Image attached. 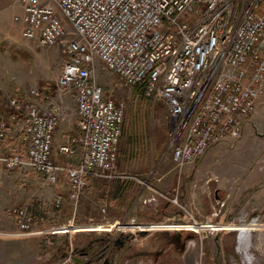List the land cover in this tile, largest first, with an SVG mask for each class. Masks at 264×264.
Segmentation results:
<instances>
[{
    "label": "built area",
    "instance_id": "built-area-1",
    "mask_svg": "<svg viewBox=\"0 0 264 264\" xmlns=\"http://www.w3.org/2000/svg\"><path fill=\"white\" fill-rule=\"evenodd\" d=\"M19 4L22 12L14 20L21 25L22 37L41 47H61L67 56L57 88L75 94L79 131L71 145L58 150L73 156V146H79L82 160L78 167L59 164L53 144L60 116L43 112L29 97H12L11 119L0 114V145L21 115L23 151L0 155V163L8 171L33 169L53 185L65 175L74 205L85 196L91 178L138 180L115 174L126 106L106 96L98 82V63L124 85L142 87L148 97L165 104L169 144L180 171L204 158L214 145L240 139L264 93V0H19ZM39 96L38 89L30 91V98ZM170 200L188 213V221H196L177 197ZM64 203V197L56 195L54 206L59 209ZM16 214L19 228L13 236L45 234L35 227L36 219L27 209ZM119 225L116 229L129 227L122 230L127 233L146 232L130 229L144 227L135 218Z\"/></svg>",
    "mask_w": 264,
    "mask_h": 264
},
{
    "label": "rangeland",
    "instance_id": "rangeland-1",
    "mask_svg": "<svg viewBox=\"0 0 264 264\" xmlns=\"http://www.w3.org/2000/svg\"><path fill=\"white\" fill-rule=\"evenodd\" d=\"M16 1L0 13V85L8 99L29 97L33 100L30 98L33 89L45 93L49 88L55 93L56 79L67 56L61 47H41L37 42L22 37L21 26L14 20L20 13ZM97 76L98 82L106 89V96L116 102H124L126 106L115 174L150 176L147 184L156 190L151 192L158 201V207L163 209L170 202L176 218L179 217L176 215L178 211L182 213V221H170L172 217H165L157 211L156 214L148 212L151 215L145 217L146 221L131 213L126 219L119 217V221H110L111 224L75 223L91 221L93 216V221L109 220L108 205L87 193L77 205H73L70 213L64 207L58 209L47 204L50 211L39 215L37 209L31 208L37 207V201L19 203L23 196L19 186L12 184L13 190L10 184L14 173L3 169L0 172L5 178L4 181L0 179L3 189L0 190V264H80L81 250L76 248L81 246H86L83 252L93 255L92 264H247L238 249L239 234L245 226L253 228L252 264H264V101L257 105L244 125L240 139L217 144L219 146L212 151L210 149L203 159L180 171L169 144L170 125L165 104L148 97L144 89L124 85L101 63L97 66ZM169 172L171 175L167 176ZM115 179L123 181L120 187L123 198L135 180L126 177L107 181ZM173 197L178 198V203L196 221L187 220L188 213L171 202ZM12 204L15 207L10 210ZM194 204L204 209L213 206L217 219L199 217ZM20 208L32 211L36 228H39L37 222L42 221H74L75 228L57 223L39 229L62 227L61 234L18 238L13 234L19 228L16 210ZM103 208L107 213L102 212ZM224 213L226 220L221 221ZM132 218L144 227L130 229L146 232L122 231L129 227L116 229ZM195 223L201 226H194ZM111 225L113 232H109ZM73 238L75 254H71L69 248L59 253L57 247L64 246L66 240Z\"/></svg>",
    "mask_w": 264,
    "mask_h": 264
},
{
    "label": "crops",
    "instance_id": "crops-1",
    "mask_svg": "<svg viewBox=\"0 0 264 264\" xmlns=\"http://www.w3.org/2000/svg\"><path fill=\"white\" fill-rule=\"evenodd\" d=\"M14 1L15 0H0V13H3L8 6H11L14 3ZM15 4L19 6L21 13L22 9L19 4V0H17ZM45 91L46 92L44 93V91L39 90L40 96L31 99H33V101L40 106L43 112L53 113L60 116V124L56 131L55 141L53 144L54 158L59 164L78 167L81 164V160H82V151L79 146H75V145L73 146V148L75 149V155L73 156L63 155L59 153L58 150L59 146L61 145H71V138L77 135L79 131L78 130L79 112H78V105L75 99V94L62 93L58 90V88L55 91V93L51 92L49 88H46ZM8 100L9 99L7 98V96L3 92H1L0 114L5 116L6 118L9 117L8 119H11L10 116L14 113V110L9 107ZM263 101H264V93L259 99L257 105ZM22 120H23L22 116L19 115L18 120L12 123L11 130L9 131L5 143L0 145V155H8L13 152L22 153L23 151L21 145V130L23 123ZM230 140L231 139H228L224 142ZM217 146L219 145H214L211 148V151L214 150ZM0 168H2L0 170V172L2 173V170L3 169L5 170V167L2 163H0ZM12 172L14 173V178L10 182L11 187L14 190L15 187L13 188L12 184H14L15 186L16 185L19 186V192L23 195L19 199L20 204L22 203L32 204L33 201L35 200L37 201L36 203L38 205L36 208L31 206V208H33L32 210L37 209L39 215L40 214L46 215L47 212L50 211V208L47 206V204L55 208L54 206L55 198H53V196L62 195L65 199V203L63 207L67 209L69 213L71 212L72 208L74 209L73 207L74 204L69 199V192H70L69 180L65 175H61L59 183L53 185L47 182L45 175L30 168H23ZM1 173H0V179L4 181L5 178L4 176H1ZM166 175L170 176L171 173L170 172L166 173ZM136 177H138V180H135L133 183H131L130 189L126 191V194L123 198H121L123 194L120 191V187L122 185L121 183L123 181H119V180L117 181V179L113 181H107V180H97L95 178H91L86 195L93 197L97 196L99 199H101L102 202L108 205L109 220L107 222H110L112 220L119 221L120 220L119 217L126 219L129 217V215H131V213L132 215L137 216L141 221H146L145 217L146 216L148 217V214L151 215V213L148 212H154V214H156L157 211L165 215V217H172L170 218V221H180L182 219L183 216L181 215L182 213H180V211H178L176 214L179 215L178 218L174 216L173 207H172L173 205H171L170 202H168L163 207V209H161L162 207H158L159 206L158 201L155 195L151 192V190L154 189L147 184L150 181V176L147 175L145 177L143 174H137ZM162 178H164V176H162ZM0 190H3L2 186H0ZM12 200H14L13 197ZM14 204H12V206L9 207L10 210H12L13 207H15ZM194 209L196 210L198 216L201 218L207 220L217 219L215 217L216 215L214 214L215 208H213V206H209L207 207V209H204L202 206L198 204H194ZM29 214L33 215L32 211L31 213L29 212ZM90 220L91 221H75V223H82V224H91V223L101 224L104 222L106 223V221L103 220L93 221L95 220L94 216L90 218ZM220 220L221 221L226 220V213L222 214ZM68 222H74V221H42V223L37 222L39 223L38 224L39 226L37 227L39 228L42 227L43 229L46 228V226L58 225L57 223H61L64 226V225H68L66 224ZM95 224H91V225L94 226ZM61 230L63 231L62 227H57L54 229L45 230L44 233L61 234L62 233ZM3 231L7 232V230H3ZM74 241H75L74 238L70 239L69 241L66 240L64 246L61 244L59 247H57L58 252L60 253L63 249L69 248L71 249V254H73L74 251L76 252V249H78V251L81 250V253H79L80 256L82 257L80 264H82L83 262L92 264L93 255L92 254L87 255L85 252H83L86 246L77 247L75 249ZM92 242L93 240L90 241V243ZM59 256H61V258L64 257L62 255ZM56 257H58V255H56Z\"/></svg>",
    "mask_w": 264,
    "mask_h": 264
},
{
    "label": "bare ground",
    "instance_id": "bare-ground-1",
    "mask_svg": "<svg viewBox=\"0 0 264 264\" xmlns=\"http://www.w3.org/2000/svg\"><path fill=\"white\" fill-rule=\"evenodd\" d=\"M108 224H111V223H108ZM252 226L254 227L255 224H253ZM72 227L75 228L73 225ZM252 231H253L252 227L245 226L241 229L240 234H239L238 249L243 254L244 259L247 264L253 263V255L250 253V250L252 247ZM109 232H113V225H111Z\"/></svg>",
    "mask_w": 264,
    "mask_h": 264
},
{
    "label": "trees",
    "instance_id": "trees-1",
    "mask_svg": "<svg viewBox=\"0 0 264 264\" xmlns=\"http://www.w3.org/2000/svg\"><path fill=\"white\" fill-rule=\"evenodd\" d=\"M137 89L139 90V89H143V88L142 87H138ZM124 127H125V124H124Z\"/></svg>",
    "mask_w": 264,
    "mask_h": 264
},
{
    "label": "water",
    "instance_id": "water-1",
    "mask_svg": "<svg viewBox=\"0 0 264 264\" xmlns=\"http://www.w3.org/2000/svg\"><path fill=\"white\" fill-rule=\"evenodd\" d=\"M7 235H9V234H7Z\"/></svg>",
    "mask_w": 264,
    "mask_h": 264
}]
</instances>
